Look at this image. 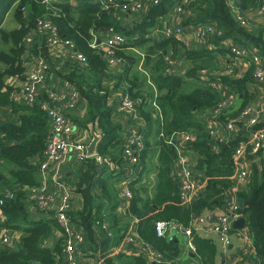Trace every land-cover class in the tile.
Masks as SVG:
<instances>
[{"label":"trees","instance_id":"16d2710c","mask_svg":"<svg viewBox=\"0 0 264 264\" xmlns=\"http://www.w3.org/2000/svg\"><path fill=\"white\" fill-rule=\"evenodd\" d=\"M175 1L163 0L149 7L141 19L134 23L133 29H127L113 16V7L104 9L93 0H82L76 7L68 2L51 1L45 4L43 0H0V110L8 113L7 120H0V197L5 190L14 195L2 208L4 229L21 231L16 250L5 246L0 248V264H63L58 259L62 255L63 235L55 222L42 219L24 225L30 215L26 209L25 189L39 184V167L44 160L49 119L40 106L16 102L13 88L5 83L10 77H24L23 54L28 52L30 55L44 56L41 45L35 43L27 48L24 43L25 37L42 20H49L55 25L60 37L69 40L86 59L85 67H79L76 62L71 63V67L67 66L66 69L69 72L61 77L62 81L76 87L84 102L85 115L81 126L90 123L101 136L95 156L84 161L87 169L76 185L83 198V207L80 212L71 215L70 219L88 234L93 225L100 228L105 226L101 228L98 243L101 264L148 263L142 255L127 257L109 252L111 247L122 242L127 227L119 223L117 175L109 172L104 177L96 176L95 158H99L104 167L106 163L121 165L122 161L121 156L113 151L119 145V127L111 118L106 89L102 85L112 75L107 71L104 50L90 47L93 40L103 42L96 34H107L112 30L128 38L127 43L114 48V57L125 62L115 80L116 85L118 82L127 85V94L136 102L137 112L146 125L143 131L145 147L137 162L145 169L149 159L148 151L153 152L151 143L154 139L155 111L160 118V130L156 132L157 170L152 196L142 197L147 188L139 179L125 185L131 195L125 212L136 221L135 232L139 240L166 260H173L178 254L177 241L174 238L158 237L155 232L156 222H174L188 229L195 214L222 207L225 193L234 185L235 164L232 157L237 142L219 143L212 140L204 131V125L194 120L195 112L207 113L221 101L219 92L201 82L198 73L218 68V57L229 54L228 50L219 47L224 40H231L247 49L256 48L264 58V27L255 31L246 30L236 21L233 9L236 8L242 15L257 9L261 0H233V4L229 0H187L189 14L184 23L186 26L212 24L220 31L221 35L212 37L209 42L214 50L186 49L175 37L147 39L152 29H162V19L167 16ZM8 16L14 23L11 28L4 24ZM133 47L142 50L139 52L141 56L122 52L124 48ZM180 54L183 60L190 63L186 80L168 74L169 65L165 58L171 56L176 60ZM130 61L133 64H129ZM218 81L225 91L235 93L239 101L236 110L220 118L224 122L248 104L251 94L246 88L253 81L252 69H248L239 78L221 76ZM254 128H264V117ZM188 130L196 133V140L185 149L188 155H196L194 170L204 174L205 189L188 206H183L177 179L172 175L174 151L165 141L178 131ZM213 146L218 147V152L213 151ZM258 156L259 162L251 164L250 185L238 192V197L243 204L246 226L251 232L255 257L260 264H264V148ZM94 184L99 188L96 195L91 194ZM54 229L60 231L61 237L53 248L42 247V242ZM189 238L198 264H215V245L193 231Z\"/></svg>","mask_w":264,"mask_h":264},{"label":"built area","instance_id":"2783aa9c","mask_svg":"<svg viewBox=\"0 0 264 264\" xmlns=\"http://www.w3.org/2000/svg\"><path fill=\"white\" fill-rule=\"evenodd\" d=\"M99 3L104 9L113 7V16L118 19L120 12L126 11L124 2L132 4L133 11L143 12L145 14L149 7L159 4V0H93ZM51 0H43L48 4ZM122 2V3H121ZM183 4H187V0H183ZM259 12L264 18V0L260 1ZM181 11V8L176 10ZM188 13V9H187ZM189 14V13H188ZM236 21L242 26H249V21L244 14L235 12ZM194 28L198 43H204L208 37L220 36L221 33L212 24H199ZM162 36L165 38L176 37L182 33L180 26L162 30ZM225 45L229 54L232 56L231 66H235L238 62H247L252 69V77L256 84L264 89V59L259 56L256 48L247 49L233 41H227ZM27 48L37 43L42 46V51L46 52L48 58L39 55L35 56L36 60L32 67L24 73V82L20 92L13 91V98L17 102L32 106L38 105L45 112L49 119V129L45 139L44 160L39 167V184L35 187L28 188L30 193V201L34 203L36 208L48 219L55 222L60 228L63 235L62 255L66 264H77L75 246L82 242L83 236L81 232L75 231L69 220L68 214L71 208V196L62 180L61 166L71 157H74L79 163H83L89 158L86 153V145L73 138V126L67 120V114L72 111L80 99L79 92L73 85L63 82L56 89L46 90L45 96L40 94V87L44 84L47 73L50 69L49 57L69 58L79 64L81 67L86 66V59L78 53L74 45L66 39L60 37L57 28L49 20L39 21L34 30L31 31L24 39ZM127 43L124 35L109 30L105 36V41L99 44L96 40L90 43V47L104 48V59L107 66L116 65L119 60L114 57V48ZM223 43V41H222ZM101 48V49H103ZM41 49V48H40ZM169 65L168 74L172 75L173 60L170 56L165 58ZM199 80L208 84L211 88L219 92L221 101L212 108L206 115L204 131L209 138L219 143L227 142V134L244 127L247 135L245 141L236 144L232 160L235 164V174L233 176L234 185L231 191L240 192L248 188L251 182V171L248 168L251 164L259 162L261 152L264 148V128L255 129L261 119L264 117V92L260 99L248 103L244 108L232 116L230 119L221 122L223 115L230 114L236 110L237 95L227 92L223 89L218 78L214 73L199 71ZM214 76V77H213ZM215 79V80H213ZM122 91L119 98V111L127 115L133 121H142L140 118L136 102L132 101L127 94V85L122 83ZM14 99V100H15ZM154 105V104H153ZM156 108V106H155ZM142 123H144L142 121ZM176 135L179 141H175L172 136ZM3 136V135H2ZM196 140V133L192 131H178L168 137L165 143L172 147L175 155L176 166L180 169V177L178 178L179 195L183 206H188L196 198V175L193 171V163L186 151V146ZM145 144L143 142V134L140 131L133 132L128 135L123 143V158L127 164L136 165L142 149ZM95 156V155H94ZM96 163L101 164L99 158H95ZM124 185V184H123ZM228 190V191H229ZM14 195L12 192L5 190L0 197V218L2 217V208L7 200H12ZM124 201L128 203L131 198L126 187L123 190ZM245 218L242 208H238L235 204L227 205L221 214H213L211 210L204 211L193 216L188 229H183L174 222H156L155 232L158 237L168 238L172 230H178L190 237L191 231L195 234L202 232L208 236H215L221 249H227L232 244L233 235L238 238L243 237L242 231L248 229L245 224L243 229L233 230L231 224L239 218ZM246 221V220H245ZM102 229L105 226L101 227ZM249 230V229H248ZM244 238V237H243ZM190 239V238H189ZM0 241L5 247H11L12 241L6 231L0 233ZM139 245L140 255H142L148 263L151 264H168V260L163 255L156 253L142 243L137 237L135 228L129 229L123 238V243ZM191 244V242H190ZM190 249L194 250L192 244Z\"/></svg>","mask_w":264,"mask_h":264},{"label":"crops","instance_id":"0c3cea01","mask_svg":"<svg viewBox=\"0 0 264 264\" xmlns=\"http://www.w3.org/2000/svg\"><path fill=\"white\" fill-rule=\"evenodd\" d=\"M82 0H54L52 1L53 3H63V2H68L72 7H76L77 4H80ZM120 1H126V0H120ZM163 0H159V4ZM121 2V3H122ZM230 4H233V0H229ZM122 4H125L126 6V11L123 13L120 12L118 15L117 21L122 23L123 27L127 29H133L134 23L137 20H140L141 17L144 15L143 12H136L133 11L132 4L128 2H124ZM178 8H181L180 12H177L176 10ZM234 11L238 12L236 8H234ZM245 18L247 21H249L250 27L252 25H255V29L257 28H263L264 27V18L259 12L258 8L255 10L251 11H246L244 13ZM188 18V13H187V7L186 4H183V1L176 0L172 7L169 9V12L167 16L162 19V29L159 30H154L152 29L150 33L147 35V39H154V38H160L162 37V30L165 29L166 27L169 28H174L177 26H180L182 33L177 35L175 39L179 41V43L184 46L186 49H212L214 50V47L209 44L211 41V37H208L204 43H198L196 35L194 33V28L191 26H186L185 21ZM127 26V27H126ZM98 37L102 38V43L105 41V36L106 34H96ZM94 39H96V36L93 35ZM125 37V36H124ZM127 38V37H125ZM128 39H126L127 41ZM230 41V40H227ZM99 42V41H97ZM99 43V44H102ZM227 45V42L221 43L219 45L220 48H223L225 50ZM103 48L101 45L99 49ZM104 50V48H103ZM142 50L133 47V48H124L122 52L124 53H131L135 55H140L139 52ZM259 56L260 52L258 51ZM43 55L48 58V55L46 52H43ZM176 60L171 57L173 60V65H172V71L173 75L178 77V78H183L187 79V73L188 69L190 68V63L183 60L182 54L179 55ZM138 57V56H137ZM142 58V57H141ZM262 58V56H261ZM22 59V65L25 69V73L32 67V64L36 60V57L34 55H30V53H25L21 57ZM264 59V58H262ZM138 60V59H136ZM50 61V69L47 73V76L45 78L44 84L40 87V94L42 97L45 96L46 90L49 89H56L58 88L63 82L61 77L68 72H66L67 66L69 68L71 67L69 64L75 63L74 61H71V59L64 58L63 56L60 58H54V57H49ZM232 61V56L230 54H227L225 57H218V68L216 70L208 71V70H203L207 73H214L215 77L219 78L221 76H228L231 77L233 76L234 78H239L243 74L246 73L248 69H250L249 65L247 62H238L236 63L235 66H231L230 63ZM141 60L139 62L140 66ZM129 64H133L132 61L129 62ZM125 66V62L122 60H119V62L116 65L113 66H107V71L109 74H111L112 78H106L102 85L106 89V95H107V105L111 109V118L113 122L119 127V132H118V140H119V145L114 148V153L117 155L121 156L122 161L121 165L116 164V163H106L105 167L102 166V164L95 163L97 165L96 168V176H107L109 175V172H113V175H117L119 184H118V196H119V209H118V217H119V223L127 227V231L129 229L135 228L136 221L126 214V208L128 206V203L124 201L123 198V190L125 189V185L129 182L135 181L137 179L140 180V183L145 185V188H147L146 194L142 193V197H151L153 194V189L155 186V173L157 170V164H156V155H157V139L158 135H156V132L160 130V118L159 114L157 111H155L153 117L155 119V123L157 124L156 127L154 128V139L153 142L151 143L152 146V151H148V164L147 168H143L141 165H133V164H127L126 161H124L123 158V143L127 139L128 135L132 134L133 132H137L141 130V133L143 134L144 129L146 128L145 123H142V121H133L131 118H129L127 115L124 113L120 112L118 107H119V102H120V92L122 91V88L120 87L121 84L118 82L116 85L117 81L115 78L121 73L122 69ZM80 67V66H79ZM202 71V70H201ZM25 76V75H24ZM193 76V75H192ZM214 77V76H213ZM24 82V77L22 79H19L17 77H10L7 78L5 83L13 88V91L15 93H18L21 91L22 86ZM248 92L251 94L250 100L248 103H252L253 101H256L260 99V96L263 95L264 89L260 85L256 84L254 80L247 85ZM15 99V98H14ZM16 101V99H15ZM17 102V101H16ZM149 102V100H148ZM19 103V102H18ZM239 101L237 99L236 107L238 106ZM208 113V112H207ZM206 112L204 111H197L194 113V120L201 124H205V118L207 115ZM85 115V105L80 98L78 100V103L76 107L70 111L67 114V120L72 124L73 126V138L77 139L78 141L83 142L86 146L89 144L91 141V137L89 134V129L88 126L90 125L87 124L85 127L81 126V122L84 119ZM159 124V125H158ZM159 127V128H158ZM94 128V126H93ZM241 130H236L234 132H230L227 134V142H234L236 141L237 143L240 141H245V137L247 135V132L245 131L244 127L241 126ZM95 130V128H94ZM189 131V130H188ZM96 132V131H95ZM97 135H99L96 132ZM170 137V136H169ZM172 138L175 141H179V138L176 135H173ZM213 151L218 152V147H212ZM94 157V156H93ZM189 158L191 159L193 165L195 166V159L196 155L193 153L189 154ZM96 162V160H95ZM248 168L251 171V165L248 166ZM87 167L85 166L84 162L79 163L74 157H71L66 163H64L61 166L62 170V180L66 186V188L70 192L71 196V208L68 214L69 220L71 221L73 225V229L75 231L81 232L83 236V240L81 243L77 244L75 246L76 250V260L77 264H101L100 262V253L98 249V243L101 237V228L93 225L90 233L88 234L84 229L81 228V226L77 225L75 222H73L70 218L71 215L78 213L81 211L83 207V198L81 196V193L77 190L76 185L80 182V178L83 175V173L86 171ZM194 174L196 175V193H200L205 189V177L204 174L201 172H195L194 167H193ZM172 175L178 180L180 177V169L178 166H176L175 160L172 166ZM124 184V185H123ZM84 189V188H82ZM81 189V190H82ZM99 191L98 185L94 184L91 187V194L96 195ZM25 201L27 203L26 209L30 211V215L28 216L27 222L24 223V225H29L32 221H38V220H50L48 219L45 215L40 213V211L36 208L34 203L30 201V193L29 189H25ZM229 204H235L237 205L238 208H243L242 201L238 197V192L234 191H227L224 195V203L221 208H215L211 210V213L213 214H221L224 208L229 205ZM5 222V217L4 214H2V217L0 218V233L3 231H6L12 241V246L9 247L12 250H16L19 246L20 243V238H21V231H10L7 227V229H4L3 223ZM21 222V221H18ZM17 225V224H16ZM104 226V225H103ZM60 230V228L58 227ZM61 231V230H60ZM60 231L54 229L50 236L42 242V247L51 249L53 248L54 244L57 242V240L61 237ZM126 231V232H127ZM243 237L238 238L237 235H233L232 239V244L227 248V249H221L217 238L215 236H208L205 235L202 232H197L196 235H198L201 238L207 239L211 241L215 247H216V258H215V264H260L259 260L255 257V250L252 244V236L250 230L247 228L242 231ZM171 235L168 238H174L177 241V249H178V254L175 259L170 260L168 264H198V258L194 252V250L190 249V239L187 237L185 234L178 230H172ZM3 247V244L0 241V248ZM109 252L112 255L116 254H121L125 255L127 257H134V256H139L140 251H139V245L135 242L134 244H125L122 242L118 246L111 247L109 249ZM60 261H62L63 264H66L64 261L63 255L58 257ZM148 263V262H147ZM38 264V263H36ZM151 264V263H148Z\"/></svg>","mask_w":264,"mask_h":264},{"label":"water","instance_id":"95a60500","mask_svg":"<svg viewBox=\"0 0 264 264\" xmlns=\"http://www.w3.org/2000/svg\"><path fill=\"white\" fill-rule=\"evenodd\" d=\"M88 129H89L91 141L86 146V153H87L88 157H93L95 155V150H96L97 144L99 143V141L101 139V136L96 134L92 124H90L88 126ZM174 157H175V155H174ZM197 215L198 214H195V217H197ZM245 224H246L245 218L242 217V218H239L236 221H234L231 224V228L233 230L243 229L245 227Z\"/></svg>","mask_w":264,"mask_h":264},{"label":"rangeland","instance_id":"374dc122","mask_svg":"<svg viewBox=\"0 0 264 264\" xmlns=\"http://www.w3.org/2000/svg\"><path fill=\"white\" fill-rule=\"evenodd\" d=\"M51 1H54V0H51ZM60 1V0H59ZM4 24H6V27H9V28H11V27H13L14 26V23H13V21H12V19H9V16L7 17V19H6V21L4 22ZM121 25H123L122 23H121ZM127 27V26H126ZM245 29L246 30H248V31H255V30H257V29H255V25H252L251 27H250V25L249 26H246L245 27ZM126 39H128V38H126ZM7 120L8 119V113H6L5 111L3 112V111H1L0 110V120L1 121H3V120ZM156 123H154L153 124V128H155L156 127Z\"/></svg>","mask_w":264,"mask_h":264}]
</instances>
